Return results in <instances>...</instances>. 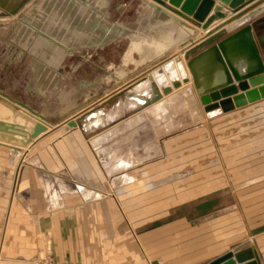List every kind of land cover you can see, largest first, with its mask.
I'll use <instances>...</instances> for the list:
<instances>
[{
    "label": "water",
    "instance_id": "obj_1",
    "mask_svg": "<svg viewBox=\"0 0 264 264\" xmlns=\"http://www.w3.org/2000/svg\"><path fill=\"white\" fill-rule=\"evenodd\" d=\"M218 1L27 0L0 14V144L27 147L61 126L84 132L121 97L140 100V109L190 80L209 117L264 98V0L202 33L253 0ZM107 48L118 54L107 59ZM92 56L100 72L79 76ZM21 67L28 76L15 80ZM164 71L170 82L160 80ZM20 80L21 95L9 87ZM142 86L148 96L135 91ZM255 255L234 247L204 264H256Z\"/></svg>",
    "mask_w": 264,
    "mask_h": 264
},
{
    "label": "crops",
    "instance_id": "obj_2",
    "mask_svg": "<svg viewBox=\"0 0 264 264\" xmlns=\"http://www.w3.org/2000/svg\"><path fill=\"white\" fill-rule=\"evenodd\" d=\"M26 1L1 0L0 8L8 13ZM256 1L231 10L229 16L201 32L217 28ZM200 40L202 37L195 38V44ZM180 57L183 59L182 54ZM187 85L145 108H138L137 99L119 102L102 117L90 119L84 132L79 127L55 129L67 130L58 133L57 139V151L63 157L70 148L86 150L89 161L81 163L85 172L73 173L72 179L55 162L37 157L17 170L14 148L0 144V264H32L30 259L41 249L49 250L57 264H173L167 253L173 249L168 240L173 237L174 223L158 226L159 217L169 214L164 208L159 212L157 196V186L171 179L159 180L143 171L142 165L147 161L152 164L162 155L161 136L173 126L172 115L167 117L168 106L178 93L183 94L179 99L184 100L182 104L192 103L199 116H206L196 92ZM144 89L135 91L142 94ZM161 105L167 110L157 111ZM209 118L219 126H228L225 149L230 152L229 167L237 186L264 182V98ZM100 126L109 127L87 139V133ZM54 131L43 139L55 137ZM67 162L71 169L78 167L73 160ZM99 166L108 168L107 172L115 169L110 192Z\"/></svg>",
    "mask_w": 264,
    "mask_h": 264
},
{
    "label": "rangeland",
    "instance_id": "obj_3",
    "mask_svg": "<svg viewBox=\"0 0 264 264\" xmlns=\"http://www.w3.org/2000/svg\"><path fill=\"white\" fill-rule=\"evenodd\" d=\"M132 10H127L123 16L131 14ZM4 11L0 8V14ZM100 54L110 59L118 54V50L107 48ZM96 59V56L90 58V62H94L92 68L88 67L89 62H85L78 70L79 76L91 78L100 72L101 63L96 62ZM23 70L21 67L19 73L13 74L15 80L19 76H28V72ZM9 74L8 70L5 78L7 82L12 79ZM21 83V80L9 82V87L11 90L16 88V93L21 95V89H18ZM182 95L178 93L174 103L168 106L167 117L169 119L172 115L173 126L167 134L161 136L162 155L153 159L152 164L147 161L142 165L143 171L152 173L150 175L159 180L166 177L171 179L167 184L157 186L158 210L160 212L164 208L169 214L167 217H159L158 226L174 223L173 237L168 240L173 249L172 252L168 250L167 257L173 264H202L234 247L252 246L260 263L264 264V182L250 187L237 186L232 168L229 167L230 152L228 148L225 149L229 142L228 126H219L211 118L201 114L199 116L194 104H182L184 100H179ZM125 101L129 102L130 98L121 97V102L125 104ZM113 108L112 103L106 105L105 114ZM183 116H186L185 119ZM108 127L100 126L94 133H87V139ZM66 131L57 130L54 131L57 134L55 137L38 140L28 148L23 163L37 157L42 161L55 162L68 179L73 178V173L84 174L85 168L81 163L89 161L85 149L83 152L81 148H70L64 157L57 151L58 133ZM12 158L17 170L24 165L19 164L14 152ZM68 160L77 162L78 167L71 169ZM107 169L99 166L98 170L100 176L106 177V187L110 192L109 184L115 169H110L112 172H107ZM108 174L109 179L106 176ZM188 196L189 200L186 198ZM184 199L186 201H182ZM40 256L50 258L46 264H57L55 256L47 249H41L32 256L31 263L43 264L38 262Z\"/></svg>",
    "mask_w": 264,
    "mask_h": 264
},
{
    "label": "bare ground",
    "instance_id": "obj_4",
    "mask_svg": "<svg viewBox=\"0 0 264 264\" xmlns=\"http://www.w3.org/2000/svg\"><path fill=\"white\" fill-rule=\"evenodd\" d=\"M238 61V62H237ZM236 62L238 63V65H241L242 63H240L241 62V60L239 61L238 59L236 60ZM173 63H174V69H173V71L175 72L176 71V73H180V70L177 68V66H176V61L173 59ZM184 68V71L189 75V72H188V70L186 69V67H183ZM178 71V72H177ZM190 76V75H189ZM168 74H166L165 73V71H164V73L162 74V75H160V80L163 82V81H166V82H170L169 81V79H168ZM177 77L180 79L181 78V73H180V75H178L177 74ZM216 79H217V81L216 82H219V81H221V78H219L218 76L216 77ZM215 82V83H216ZM186 84H189V85H187V88H189L190 90H194L195 91V88H194V86H193V83L191 82V80L188 82V83H186ZM182 85H184V83L182 84ZM181 85V86H182ZM144 86H142V87H140V88H138V89H142ZM145 89L142 91L143 93H142V95H144V96H148L149 95V93H148V89L146 88V87H144ZM192 88V89H191ZM135 90H137L136 88H135ZM147 90V91H146ZM173 91V90H172ZM196 92V91H195ZM148 93V94H147ZM196 95H197V98H198V92H196ZM139 104H140V102H139ZM143 108H145V107H143ZM141 109V108H140ZM159 110H163V111H166L167 109H165V107L164 106H159V107H157V111H159ZM206 116L207 117H209L207 114H206ZM61 127H64V126H61ZM76 127H78V126H76ZM59 128V127H58ZM57 128V129H58ZM33 145V144H32ZM32 145H30V146H32ZM30 146H27V147H23L24 149H26V148H29ZM255 261H256V264H261L260 263V260H259V256L256 254L255 255Z\"/></svg>",
    "mask_w": 264,
    "mask_h": 264
},
{
    "label": "built area",
    "instance_id": "obj_5",
    "mask_svg": "<svg viewBox=\"0 0 264 264\" xmlns=\"http://www.w3.org/2000/svg\"><path fill=\"white\" fill-rule=\"evenodd\" d=\"M28 148L24 149L23 147L20 148H14L13 152L17 155L18 159H19V164L21 165L25 160L24 158L26 157V155L28 154L29 150H27ZM25 155V156H24ZM24 157V158H23ZM50 260L49 257L47 256H40V258L38 259V262H42L43 264L48 263Z\"/></svg>",
    "mask_w": 264,
    "mask_h": 264
}]
</instances>
